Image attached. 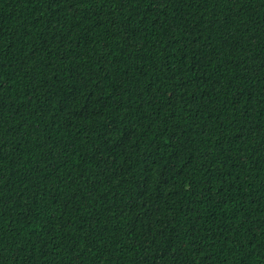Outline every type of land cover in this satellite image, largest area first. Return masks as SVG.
Returning <instances> with one entry per match:
<instances>
[{
  "label": "trees",
  "instance_id": "16d2710c",
  "mask_svg": "<svg viewBox=\"0 0 264 264\" xmlns=\"http://www.w3.org/2000/svg\"><path fill=\"white\" fill-rule=\"evenodd\" d=\"M0 264H264V0H0Z\"/></svg>",
  "mask_w": 264,
  "mask_h": 264
}]
</instances>
